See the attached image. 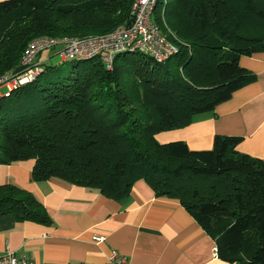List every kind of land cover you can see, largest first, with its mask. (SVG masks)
I'll list each match as a JSON object with an SVG mask.
<instances>
[{
  "label": "trees",
  "instance_id": "obj_1",
  "mask_svg": "<svg viewBox=\"0 0 264 264\" xmlns=\"http://www.w3.org/2000/svg\"><path fill=\"white\" fill-rule=\"evenodd\" d=\"M132 1L0 0V77L21 71L34 37L86 32L76 15H95L99 34L129 25ZM158 6L153 20L177 49L166 60L131 50L117 53L110 69L97 57L67 58L74 63L61 67L50 62L56 50H43L32 79L2 86L0 163L32 159L33 180L56 178L118 200L144 179L156 195L179 200L214 239L219 258L264 264V159L240 152V136L215 135L206 150L156 139L255 80L239 59L264 51V0ZM6 213L48 220L39 200L11 183L0 184Z\"/></svg>",
  "mask_w": 264,
  "mask_h": 264
},
{
  "label": "crops",
  "instance_id": "obj_2",
  "mask_svg": "<svg viewBox=\"0 0 264 264\" xmlns=\"http://www.w3.org/2000/svg\"><path fill=\"white\" fill-rule=\"evenodd\" d=\"M239 65L255 76L253 82L188 125L158 133L167 136L159 142L183 140L191 150H206L215 135H234L242 138L240 152L264 159V51L241 56ZM33 164L0 163V184L34 195L48 220L1 214L0 254L8 249L35 264H111L112 251L125 264H238L219 258L214 239L179 200L156 195L144 179L118 200L56 178L33 180Z\"/></svg>",
  "mask_w": 264,
  "mask_h": 264
},
{
  "label": "built area",
  "instance_id": "obj_3",
  "mask_svg": "<svg viewBox=\"0 0 264 264\" xmlns=\"http://www.w3.org/2000/svg\"><path fill=\"white\" fill-rule=\"evenodd\" d=\"M158 0H133L132 21L129 25L99 35L85 37H38L31 40L24 49L18 73L0 77V86L11 89L32 79L38 72L36 57L43 50H56L63 59L97 57L110 69L115 55L123 51L137 50L151 55L162 62L176 52V46L168 41L153 20ZM1 94V93H0ZM8 93H4L7 95ZM102 237L94 236L100 241ZM216 252V247H213ZM111 264H125L126 260L112 251L108 257ZM0 264H35L25 257H17L10 250L0 254Z\"/></svg>",
  "mask_w": 264,
  "mask_h": 264
},
{
  "label": "rangeland",
  "instance_id": "obj_4",
  "mask_svg": "<svg viewBox=\"0 0 264 264\" xmlns=\"http://www.w3.org/2000/svg\"><path fill=\"white\" fill-rule=\"evenodd\" d=\"M155 10H156V12H155ZM155 10H154V14H159L161 12V8L159 6ZM74 18L76 19V22L79 25H85L86 26V30H85L86 32L77 33L75 35V37L99 35V33H96L94 31L98 27L97 17L95 15H93V14H80V15H76ZM2 31H4V29ZM37 37H42V35H38V36L34 37L33 39H35ZM71 37H74V36H71ZM58 38H61V37H58ZM30 41H28V43ZM11 51L12 50H10L9 52H11ZM43 52L46 53V50H44ZM50 62L56 64L57 66H61V67H70L74 63V60H72V59L63 60L59 55L55 54V55L50 57ZM6 74L8 75V72H6ZM140 107H141L140 110H142V107H143L144 110H142V111L143 112L146 111V107L144 105H142ZM166 137L167 136L165 134H158V137L156 139H157V141H163V140H166L165 139Z\"/></svg>",
  "mask_w": 264,
  "mask_h": 264
},
{
  "label": "water",
  "instance_id": "obj_5",
  "mask_svg": "<svg viewBox=\"0 0 264 264\" xmlns=\"http://www.w3.org/2000/svg\"><path fill=\"white\" fill-rule=\"evenodd\" d=\"M2 86H0V88H1Z\"/></svg>",
  "mask_w": 264,
  "mask_h": 264
}]
</instances>
